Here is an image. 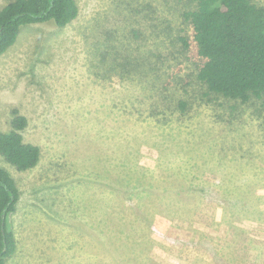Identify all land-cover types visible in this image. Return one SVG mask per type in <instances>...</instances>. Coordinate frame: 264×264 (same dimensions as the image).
<instances>
[{
    "label": "rangeland",
    "instance_id": "rangeland-1",
    "mask_svg": "<svg viewBox=\"0 0 264 264\" xmlns=\"http://www.w3.org/2000/svg\"><path fill=\"white\" fill-rule=\"evenodd\" d=\"M77 3L0 57V131L17 109L41 149L26 172L0 156L21 192L7 264H264L260 102L204 96L186 0Z\"/></svg>",
    "mask_w": 264,
    "mask_h": 264
},
{
    "label": "trees",
    "instance_id": "trees-1",
    "mask_svg": "<svg viewBox=\"0 0 264 264\" xmlns=\"http://www.w3.org/2000/svg\"><path fill=\"white\" fill-rule=\"evenodd\" d=\"M3 1L6 4L0 8V57L15 45L23 28L51 22L63 29L80 12L77 0ZM185 6L183 17L193 30L202 61L196 79L206 89L204 96L241 103L255 99L264 109V6L254 0H186ZM134 35L139 37L136 31ZM179 39L184 48H190L186 37ZM116 59L111 61L109 71L120 69L124 78L139 65L129 56L118 65ZM104 61L109 58L104 56ZM179 105L185 107L186 102ZM12 113L10 129L0 131V156L17 171L26 172L38 166L41 149L24 140L28 119L17 109ZM147 189L133 186L127 193L130 197L147 195ZM20 199L15 177L0 166V264H7L18 251L10 218L17 212Z\"/></svg>",
    "mask_w": 264,
    "mask_h": 264
}]
</instances>
